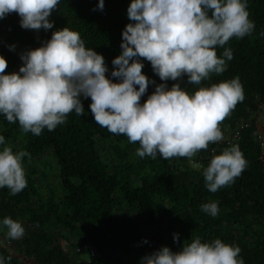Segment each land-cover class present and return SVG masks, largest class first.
I'll return each instance as SVG.
<instances>
[{"label": "trees", "instance_id": "obj_1", "mask_svg": "<svg viewBox=\"0 0 264 264\" xmlns=\"http://www.w3.org/2000/svg\"><path fill=\"white\" fill-rule=\"evenodd\" d=\"M131 2L105 0L101 11L96 8L99 0H60L50 16L54 28L47 31L24 29L17 13L8 14L0 20V55L8 61L5 74L19 72L21 54L43 46L53 32L68 27L80 34L87 48L104 56L111 78L112 61L122 54V32L133 23L127 14ZM248 11L255 22L253 33L233 37L216 49L218 56L225 48L233 51L222 74L212 73L200 85L187 84V76L167 82L169 88L181 83L194 93L238 76L245 98L220 123L221 131L253 117L264 102V0H248ZM140 59L149 79L165 83L149 61ZM155 87L150 84L141 103ZM81 100L82 116L73 111L55 130L45 128L39 136L23 132L18 122L0 115V135L5 137L0 150L7 146L30 154L23 161L26 188L16 195L0 188V221L11 217L25 228L22 238L12 240L0 225V256L5 264H23L21 257L35 264H84L90 252L79 249L85 246L96 252L86 264H139L143 256L163 246L178 252L197 237L239 246L245 264H264V164L255 121L232 144L240 146L247 167L234 182L212 193L203 177L211 143L192 158H141L136 154L139 142L131 143L127 136L97 124L89 107L91 98ZM50 156L57 162L55 181L43 167ZM210 202L218 203L215 217L201 210ZM174 233L180 234L178 244Z\"/></svg>", "mask_w": 264, "mask_h": 264}, {"label": "clouds", "instance_id": "obj_2", "mask_svg": "<svg viewBox=\"0 0 264 264\" xmlns=\"http://www.w3.org/2000/svg\"><path fill=\"white\" fill-rule=\"evenodd\" d=\"M59 3L0 0V20L17 13L22 28L51 30L50 16ZM96 8L103 11L105 0H99ZM127 14L133 23L122 32V54L112 61L111 78L104 56L87 48L80 34L68 27L53 32L43 46L21 54L19 72L5 74L8 61L0 55V115L10 123L18 122L23 132L39 136L45 128L55 130L73 111L82 116L81 97H90L96 123L127 136L131 143L139 142L136 154L141 158H192L210 143L222 141L220 123L245 98L240 78L200 87L194 93L181 83L169 88L167 82L187 76V84L200 85L212 73L226 70L233 51L225 48L218 56L216 49L233 37L253 33L248 0H132ZM9 47L15 50L16 46ZM140 58L149 61L165 83L157 85L149 79ZM150 84L156 85L155 91L141 103ZM0 145H5L3 135ZM212 153L203 177L207 190L215 193L241 175L247 160L238 144L219 155L213 148ZM25 157L30 158L27 151L7 146L0 150V188L7 187L12 195L27 186ZM201 210L215 217L219 206L210 202L202 204ZM0 225L7 229L8 239L25 234L22 223L11 217ZM173 238L178 244L180 234L174 233ZM240 253L239 246L219 238L202 242L197 237L178 252L163 246L143 256L139 264H245ZM0 264H5L3 256Z\"/></svg>", "mask_w": 264, "mask_h": 264}, {"label": "built area", "instance_id": "obj_3", "mask_svg": "<svg viewBox=\"0 0 264 264\" xmlns=\"http://www.w3.org/2000/svg\"><path fill=\"white\" fill-rule=\"evenodd\" d=\"M253 121H255L257 127L255 135L262 149V155L260 159L264 164V102H260L258 111L253 117L249 119H242L241 121H238L236 123V126L233 129H229L230 127L228 126V131H222L224 139L219 142L211 143L209 158L211 159L213 155V148L216 149L215 154L219 155L222 153L226 146H230L235 141L240 140L242 131L245 128H248L253 123ZM85 249L90 252V258L88 260H85L84 264L88 263L92 258L96 257V252L92 247H82L79 249V252H83Z\"/></svg>", "mask_w": 264, "mask_h": 264}, {"label": "rangeland", "instance_id": "obj_4", "mask_svg": "<svg viewBox=\"0 0 264 264\" xmlns=\"http://www.w3.org/2000/svg\"><path fill=\"white\" fill-rule=\"evenodd\" d=\"M56 159L52 156L49 157L48 161L46 160L44 163V171H46L48 174H50V176L52 177L53 181L56 180L57 178V165H56ZM15 255V253H14ZM16 256V255H15ZM18 257H21L19 254H17ZM23 261V264H34L33 260H28V259H23L21 258Z\"/></svg>", "mask_w": 264, "mask_h": 264}, {"label": "water", "instance_id": "obj_5", "mask_svg": "<svg viewBox=\"0 0 264 264\" xmlns=\"http://www.w3.org/2000/svg\"><path fill=\"white\" fill-rule=\"evenodd\" d=\"M208 160H210V158L208 157Z\"/></svg>", "mask_w": 264, "mask_h": 264}]
</instances>
